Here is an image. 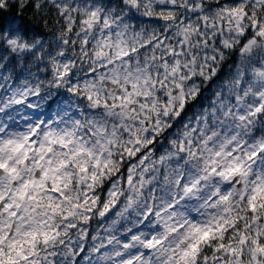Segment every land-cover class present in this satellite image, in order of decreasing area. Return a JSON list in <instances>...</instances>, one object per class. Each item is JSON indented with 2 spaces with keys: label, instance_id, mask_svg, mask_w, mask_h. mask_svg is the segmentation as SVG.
Segmentation results:
<instances>
[{
  "label": "snow or ice",
  "instance_id": "snow-or-ice-1",
  "mask_svg": "<svg viewBox=\"0 0 264 264\" xmlns=\"http://www.w3.org/2000/svg\"><path fill=\"white\" fill-rule=\"evenodd\" d=\"M0 264H264V0H0Z\"/></svg>",
  "mask_w": 264,
  "mask_h": 264
},
{
  "label": "trees",
  "instance_id": "trees-1",
  "mask_svg": "<svg viewBox=\"0 0 264 264\" xmlns=\"http://www.w3.org/2000/svg\"><path fill=\"white\" fill-rule=\"evenodd\" d=\"M12 11H13V12H15V11H16V9L14 8Z\"/></svg>",
  "mask_w": 264,
  "mask_h": 264
}]
</instances>
